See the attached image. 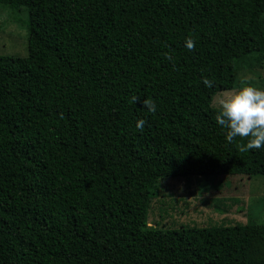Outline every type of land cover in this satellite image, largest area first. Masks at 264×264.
Listing matches in <instances>:
<instances>
[{
  "label": "trees",
  "instance_id": "16d2710c",
  "mask_svg": "<svg viewBox=\"0 0 264 264\" xmlns=\"http://www.w3.org/2000/svg\"><path fill=\"white\" fill-rule=\"evenodd\" d=\"M0 4L28 31L26 55H0V264H264L254 208L228 225L148 221L167 179L192 193L194 178L264 176V148L228 143L212 103L242 78L264 86V0Z\"/></svg>",
  "mask_w": 264,
  "mask_h": 264
},
{
  "label": "rangeland",
  "instance_id": "374dc122",
  "mask_svg": "<svg viewBox=\"0 0 264 264\" xmlns=\"http://www.w3.org/2000/svg\"><path fill=\"white\" fill-rule=\"evenodd\" d=\"M26 22L24 11L0 4V55L27 54ZM261 72L264 76V68ZM242 79L234 89L217 91L213 96V105L218 106L217 100L224 93L246 86ZM258 89L264 90V86ZM199 179L203 180L192 179V193L186 189L185 179L163 181L160 194L150 204L148 221L153 225L165 227H178L181 224L228 225L246 222V210L251 208L256 209L255 214H261L259 219L264 221V176H232L226 179L227 182L219 181L218 187L208 182L207 189L198 187Z\"/></svg>",
  "mask_w": 264,
  "mask_h": 264
},
{
  "label": "clouds",
  "instance_id": "9594fccd",
  "mask_svg": "<svg viewBox=\"0 0 264 264\" xmlns=\"http://www.w3.org/2000/svg\"><path fill=\"white\" fill-rule=\"evenodd\" d=\"M185 47L192 51L195 41L188 37L185 39ZM166 58L172 59L165 53ZM203 83L211 88L213 81L203 77ZM138 97L133 96L131 102L136 103ZM218 111L215 116L216 123L226 129L225 139L232 143L237 137L246 140V144L238 145L240 152L258 150L264 148V90L246 85L239 90L228 91L218 100ZM143 106L151 113H155L156 105L153 100H143ZM146 121L139 119L136 128L143 132Z\"/></svg>",
  "mask_w": 264,
  "mask_h": 264
}]
</instances>
